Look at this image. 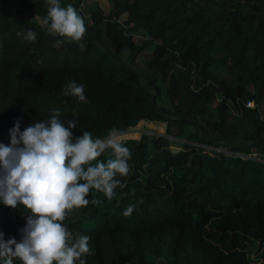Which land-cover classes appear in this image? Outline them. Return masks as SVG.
<instances>
[{
	"label": "trees",
	"instance_id": "obj_1",
	"mask_svg": "<svg viewBox=\"0 0 264 264\" xmlns=\"http://www.w3.org/2000/svg\"><path fill=\"white\" fill-rule=\"evenodd\" d=\"M82 1L61 6L85 20L83 50L54 46L37 21L44 0H0V143L17 120L23 131L54 109L77 120L73 140L164 122L163 135L122 140L126 187L112 200L93 191L101 203L65 221L90 237L86 264H264V0H217L215 13L195 0H108L107 14L96 5L87 15ZM149 46L142 68L122 60ZM70 81L85 85L86 102L63 95ZM26 217L0 202L4 241H20Z\"/></svg>",
	"mask_w": 264,
	"mask_h": 264
},
{
	"label": "clouds",
	"instance_id": "obj_2",
	"mask_svg": "<svg viewBox=\"0 0 264 264\" xmlns=\"http://www.w3.org/2000/svg\"><path fill=\"white\" fill-rule=\"evenodd\" d=\"M47 15L38 18L40 26L59 37L55 47L64 43H78L81 50L87 33L84 18L72 4L61 6V0H46ZM23 38L34 42L37 34L27 30ZM85 85L68 82L64 96L86 102ZM60 110L54 109L49 119L34 122L23 131L17 120L9 130L10 143H0V202L26 211V223L20 229L21 239L3 240L0 233V260L3 264H86L85 256L93 255L90 237L76 235L65 221L89 203L93 192L103 193L108 200L116 196V189L126 187L121 179L130 173L131 152L121 137L124 133L112 128L107 138H94L84 131L73 140L70 129L77 120L62 121ZM67 125V126H65ZM110 152L109 158L100 157ZM142 202V201H141ZM135 205H129L124 215H130Z\"/></svg>",
	"mask_w": 264,
	"mask_h": 264
},
{
	"label": "rangeland",
	"instance_id": "obj_3",
	"mask_svg": "<svg viewBox=\"0 0 264 264\" xmlns=\"http://www.w3.org/2000/svg\"><path fill=\"white\" fill-rule=\"evenodd\" d=\"M44 1L47 4L46 0ZM195 1L198 3V5L202 7V9L212 12V13H215L217 11L219 12V10H217V7L222 8V6L217 0L216 1L215 0H195ZM96 5L101 7L104 14H107L111 9V4L109 3L108 0H83L80 5V9L85 15H87L88 11L91 8L95 7ZM137 39H138L137 42L140 43L141 42L140 36ZM151 50H152V47L150 46L146 47L141 52L136 54L133 58L129 57L128 51L126 50L121 53V57H122V60H126L135 69H140L144 66L145 62L150 58ZM219 74L223 76L221 71L219 72ZM159 82H160L161 87L165 89L166 83L161 80ZM249 89L251 90V87H249ZM123 133L124 135L121 137L122 140L139 139L142 133H147L150 135L152 134L163 135L165 133V123L142 120L137 125L130 127L127 131H124ZM172 149L177 150L179 149V147L173 145Z\"/></svg>",
	"mask_w": 264,
	"mask_h": 264
},
{
	"label": "built area",
	"instance_id": "obj_4",
	"mask_svg": "<svg viewBox=\"0 0 264 264\" xmlns=\"http://www.w3.org/2000/svg\"><path fill=\"white\" fill-rule=\"evenodd\" d=\"M248 105H249V106H252V103H251V102H248ZM253 155H254V154H253Z\"/></svg>",
	"mask_w": 264,
	"mask_h": 264
},
{
	"label": "bare ground",
	"instance_id": "obj_5",
	"mask_svg": "<svg viewBox=\"0 0 264 264\" xmlns=\"http://www.w3.org/2000/svg\"><path fill=\"white\" fill-rule=\"evenodd\" d=\"M161 134V133H160ZM166 135H167V133H166ZM211 147V146H210Z\"/></svg>",
	"mask_w": 264,
	"mask_h": 264
}]
</instances>
